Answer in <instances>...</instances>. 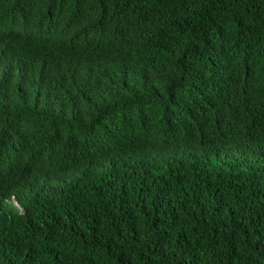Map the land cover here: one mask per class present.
<instances>
[{
  "label": "trees",
  "instance_id": "trees-1",
  "mask_svg": "<svg viewBox=\"0 0 264 264\" xmlns=\"http://www.w3.org/2000/svg\"><path fill=\"white\" fill-rule=\"evenodd\" d=\"M0 264H264V0H0Z\"/></svg>",
  "mask_w": 264,
  "mask_h": 264
},
{
  "label": "rangeland",
  "instance_id": "rangeland-1",
  "mask_svg": "<svg viewBox=\"0 0 264 264\" xmlns=\"http://www.w3.org/2000/svg\"><path fill=\"white\" fill-rule=\"evenodd\" d=\"M17 206V204H15ZM18 207V206H17Z\"/></svg>",
  "mask_w": 264,
  "mask_h": 264
}]
</instances>
